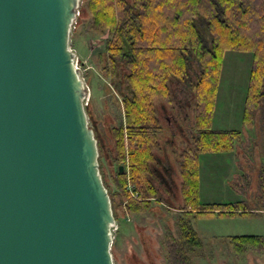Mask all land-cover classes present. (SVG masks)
<instances>
[{"label": "trees", "instance_id": "obj_1", "mask_svg": "<svg viewBox=\"0 0 264 264\" xmlns=\"http://www.w3.org/2000/svg\"><path fill=\"white\" fill-rule=\"evenodd\" d=\"M79 12L88 16L89 32L107 33L98 55L101 69L121 99L123 118L113 126L112 168L104 179L105 156L99 169L108 190L116 222L120 213L177 211L174 231L165 233L166 264H193L203 241L193 221L203 216L252 214L245 201L203 203L199 198V157L229 153L241 142L239 130L211 128L224 53L250 52L252 64L242 120L249 130L255 112L264 105V0H82ZM72 37V34H71ZM180 83L192 94L188 144L173 149L180 176L179 207L171 208L157 158L162 132L157 102L172 104L171 85ZM85 111L88 114L87 106ZM123 165V172L119 166ZM264 203V191L262 192ZM224 244L231 255L262 252L264 237L232 235ZM115 244V239L111 245Z\"/></svg>", "mask_w": 264, "mask_h": 264}, {"label": "water", "instance_id": "obj_2", "mask_svg": "<svg viewBox=\"0 0 264 264\" xmlns=\"http://www.w3.org/2000/svg\"><path fill=\"white\" fill-rule=\"evenodd\" d=\"M80 1L0 0V264H114L116 220L69 46Z\"/></svg>", "mask_w": 264, "mask_h": 264}, {"label": "rangeland", "instance_id": "obj_3", "mask_svg": "<svg viewBox=\"0 0 264 264\" xmlns=\"http://www.w3.org/2000/svg\"><path fill=\"white\" fill-rule=\"evenodd\" d=\"M87 24L88 16L79 12L69 46L76 54V67L87 86L85 105L88 123L105 156L104 179L109 181L112 128L122 121L123 109L120 96L101 69L98 57L106 47L108 34L89 32ZM251 64L250 52L228 50L224 53L211 128L239 130L242 140L232 152L200 155L199 198L203 203L245 201L255 212L195 219L193 226L204 244L202 257L197 256L193 264H264V250L259 253L249 250L243 258H239L231 255L228 252L230 247L223 243L225 238L232 235L264 237V105L255 112L251 129L248 130L242 120ZM171 91L172 104L156 103L162 126L160 150L156 156L161 163L170 167V173H164L162 169L160 172L165 182L169 180V175L172 176L171 192L164 196L167 204L175 208L179 207L181 197L178 162L173 149L180 150L186 145L185 142L188 144L193 100L192 94L176 81L172 83ZM176 214L174 209L135 215L120 213V220L113 228L114 264H166L162 241L167 231H174Z\"/></svg>", "mask_w": 264, "mask_h": 264}]
</instances>
